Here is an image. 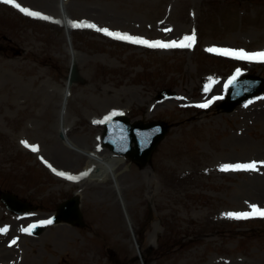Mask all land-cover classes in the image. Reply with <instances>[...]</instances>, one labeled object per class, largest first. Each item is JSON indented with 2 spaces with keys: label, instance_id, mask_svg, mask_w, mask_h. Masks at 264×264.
<instances>
[{
  "label": "rangeland",
  "instance_id": "374dc122",
  "mask_svg": "<svg viewBox=\"0 0 264 264\" xmlns=\"http://www.w3.org/2000/svg\"><path fill=\"white\" fill-rule=\"evenodd\" d=\"M16 2L49 19L0 2V189L37 208L17 215L0 201V229L7 228L0 246L16 247L0 249V264H141L136 244L147 264H264V218L227 215L264 209V90L230 112L220 107L237 70L264 77V62L208 51L264 52V0H65L76 52L64 109L69 139L105 154L108 113L169 128L146 164L108 161L114 181L81 174L85 155L59 138L70 57L57 0ZM81 23L150 42L194 32L196 41L150 48L72 26ZM164 89L168 98L159 96ZM253 161L256 171L220 170ZM74 193L83 227L61 222L36 235L23 231ZM159 246L165 251L157 253Z\"/></svg>",
  "mask_w": 264,
  "mask_h": 264
},
{
  "label": "water",
  "instance_id": "95a60500",
  "mask_svg": "<svg viewBox=\"0 0 264 264\" xmlns=\"http://www.w3.org/2000/svg\"><path fill=\"white\" fill-rule=\"evenodd\" d=\"M73 67L74 64L71 63L70 75L68 77L70 80L75 79ZM263 88V78L253 75L243 76L237 79L234 84H231L227 97L221 102V107L225 111H231L235 105L261 92ZM161 94L164 97L167 96L166 91H163ZM166 131L167 128L161 121H150L146 123L135 121L130 123L126 116L117 114L107 119L104 123V142L113 151L125 154L130 159L143 164L149 160L153 149L164 137ZM0 196L6 206L11 210L20 212L23 209H29L27 203L21 202L9 192H0ZM70 209L71 212L69 214ZM71 216L78 224H82L77 198H72L59 205L54 218L56 221L61 219L71 220ZM33 230H38V227H34Z\"/></svg>",
  "mask_w": 264,
  "mask_h": 264
},
{
  "label": "snow or ice",
  "instance_id": "6c2138e0",
  "mask_svg": "<svg viewBox=\"0 0 264 264\" xmlns=\"http://www.w3.org/2000/svg\"><path fill=\"white\" fill-rule=\"evenodd\" d=\"M0 2H3L4 4L12 5L13 7L17 8L19 11L24 13L27 16L31 17H40L43 19H49L46 16H41L39 12L31 11L28 8L22 7L19 3L16 2V0H0ZM73 27H87V28H96L97 31L103 32L105 35L111 36L118 40H125L129 41L133 44H143L150 48H191L193 44L196 41L195 33L193 32L192 35L185 36L181 41H171L170 43H164L162 41H153L150 42L148 40L133 37L125 33L120 32H112L109 31L107 28H97L95 24L91 23H81V24H73ZM166 31H170V29H166ZM210 52H217L220 55L224 56H230L234 57L239 60H249V61H260L264 62V52H255V53H249L244 50H233L229 48H210L208 49ZM239 70H237L236 75L232 76L227 84L225 85V88L228 87V85L234 84L236 82V77L239 75ZM198 107H208V104H201L198 105ZM116 113H112V115H115ZM111 117H107L106 119H110ZM25 145V147H31L32 151H37V147L33 145H29L26 141H22ZM261 166H264V162H261ZM221 171H256L258 170L257 162L253 161L251 163H245V164H225L221 166ZM55 171V170H54ZM58 175L64 176L65 173L59 172ZM83 175H86L83 174ZM68 179L75 180L78 179V177L74 176H67ZM231 218L235 219H248L250 217H262L264 218V209L256 206L251 205V212H243V213H228L227 214ZM42 223L51 224L52 220L43 221ZM32 227V226H30ZM7 228L0 229V232H6ZM23 231H30V229H23ZM12 243H15V240L12 241Z\"/></svg>",
  "mask_w": 264,
  "mask_h": 264
},
{
  "label": "bare ground",
  "instance_id": "6f19581e",
  "mask_svg": "<svg viewBox=\"0 0 264 264\" xmlns=\"http://www.w3.org/2000/svg\"><path fill=\"white\" fill-rule=\"evenodd\" d=\"M137 7V6H136ZM139 8H142L141 6H139ZM57 13H58V19L60 20V23L62 24L64 31L67 35V37L69 36V25H68V21L69 18L67 16L66 10H65V0H57ZM70 38V36H69ZM68 38V39H69ZM69 41V40H68ZM71 45L67 46V52L69 53V57H70V63L72 60V57L75 58V50L72 48V43H70ZM75 63V62H74ZM75 71L74 67H73V72ZM67 84V81H66ZM69 85V84H67ZM69 94V90L68 87H64L63 92H62V99L60 102V109H59V115H58V128L63 130V133L65 134V139L62 140V142L67 145L70 146L72 149L75 150H79L81 153L85 154V157L87 159V162L85 164L84 169H87L89 172L88 176H86L88 179H93V176H96V180H103V179H111L112 181L115 180V173L113 171V166L110 165V163H108V161H114L113 163L115 165L118 164H123L124 163V158L122 156H119L117 154H112L107 152L106 150H103L105 152V154L100 155V152L97 151H86L84 149H80L79 146H77L74 142H72L67 133L64 132L65 131V118H64V107L66 106L67 103V97ZM62 112V113H61ZM176 141H172L169 146H171L172 144H175ZM169 148H163V152L168 151ZM38 219V218H37ZM5 245V244H4ZM1 251H4L5 254H10L11 251H15L16 247L13 246L10 249H8L6 246H0Z\"/></svg>",
  "mask_w": 264,
  "mask_h": 264
}]
</instances>
